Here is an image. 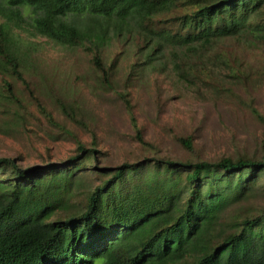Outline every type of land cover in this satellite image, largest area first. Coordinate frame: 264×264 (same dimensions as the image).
Masks as SVG:
<instances>
[{
    "label": "trees",
    "instance_id": "obj_1",
    "mask_svg": "<svg viewBox=\"0 0 264 264\" xmlns=\"http://www.w3.org/2000/svg\"><path fill=\"white\" fill-rule=\"evenodd\" d=\"M246 32L264 44V0H0V105H21L13 77L44 111L25 77L39 65L40 37L80 46L146 143L128 91L134 74L118 89L103 63L111 38L134 41V73L165 56L163 66L188 85L231 93L215 69L247 82L243 57L226 42L240 44ZM60 105L74 118L73 104ZM179 140L192 150L189 137ZM21 159L0 155V264H264V201L254 198L264 140L260 153L203 159L151 151L111 163L92 138L76 140L65 159Z\"/></svg>",
    "mask_w": 264,
    "mask_h": 264
},
{
    "label": "rangeland",
    "instance_id": "obj_2",
    "mask_svg": "<svg viewBox=\"0 0 264 264\" xmlns=\"http://www.w3.org/2000/svg\"><path fill=\"white\" fill-rule=\"evenodd\" d=\"M245 34L246 41L240 44L232 39L226 42L243 57L241 68L244 74L248 72L247 82H236L224 67L215 69L217 78L233 86L231 93L202 81L188 85L168 64L163 66L160 60L165 56L155 61L156 67L146 66L135 74L131 69L137 59L134 41L111 38L101 50L103 63L111 67L118 89L126 84L129 72L134 74L128 91L146 143L137 140L120 98L104 86L92 54L80 46H62L40 37L39 65L25 77L44 111L28 89L11 77L24 107L10 101L0 105V155L21 156L23 164L58 161L74 153L76 140L90 144L92 138L107 150L111 163L134 160L151 151L203 159L260 153L264 123L251 107L264 115V44ZM60 102L73 104L74 118L64 114ZM180 137L190 138L191 151ZM256 190L255 200L264 201V181Z\"/></svg>",
    "mask_w": 264,
    "mask_h": 264
}]
</instances>
